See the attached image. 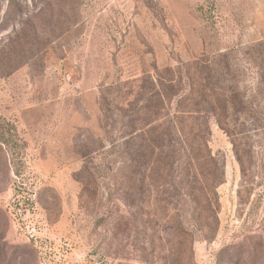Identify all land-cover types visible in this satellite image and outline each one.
I'll list each match as a JSON object with an SVG mask.
<instances>
[{
	"label": "rangeland",
	"instance_id": "374dc122",
	"mask_svg": "<svg viewBox=\"0 0 264 264\" xmlns=\"http://www.w3.org/2000/svg\"><path fill=\"white\" fill-rule=\"evenodd\" d=\"M216 67L237 111L178 174L161 89ZM0 264H264V0H0Z\"/></svg>",
	"mask_w": 264,
	"mask_h": 264
},
{
	"label": "trees",
	"instance_id": "16d2710c",
	"mask_svg": "<svg viewBox=\"0 0 264 264\" xmlns=\"http://www.w3.org/2000/svg\"><path fill=\"white\" fill-rule=\"evenodd\" d=\"M206 68H209L207 66ZM211 75L209 80H212L211 88L203 90L199 94L195 84H190L188 91H183L180 87V92L178 91L175 98V105L173 112L171 111V101H168V96L163 92V88L160 92V102H159V115L155 126L152 129H157L158 141L164 139L165 144L160 142H155V146L162 151L164 149L171 150L174 155L175 170L178 174L183 170V166L188 165L195 169L197 165L196 153L202 152V147L206 144L207 135L209 134L208 128V114L215 116L219 125H222L223 116L226 114H234L237 111L236 103L234 102L235 96L240 92L237 90V85L232 82L228 85H222L217 72L219 68H210ZM216 71L217 77L213 74ZM224 81V80H223ZM160 90V91H161ZM174 94V95H175ZM192 94H199L201 97V102H196L193 105L190 100L192 99ZM238 98V97H237ZM240 102H244L241 99ZM193 105V106H192ZM117 109L124 111V108L116 105ZM145 126L139 128V135L144 136L147 130L144 129ZM194 134L196 138L194 140H189L187 135ZM124 144V142H122ZM141 152V149L137 150ZM201 155V154H199ZM201 157V156H200ZM130 166L135 164L134 156L129 159ZM134 172V171H133ZM175 192L179 195H190L187 192V188L181 181L176 182L173 185Z\"/></svg>",
	"mask_w": 264,
	"mask_h": 264
}]
</instances>
